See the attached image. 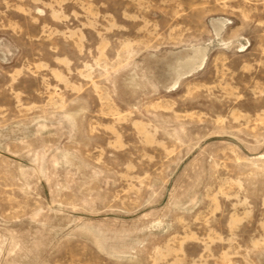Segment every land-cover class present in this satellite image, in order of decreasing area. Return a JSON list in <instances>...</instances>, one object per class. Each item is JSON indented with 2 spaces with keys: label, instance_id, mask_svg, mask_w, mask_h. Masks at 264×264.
Returning a JSON list of instances; mask_svg holds the SVG:
<instances>
[{
  "label": "rangeland",
  "instance_id": "1",
  "mask_svg": "<svg viewBox=\"0 0 264 264\" xmlns=\"http://www.w3.org/2000/svg\"><path fill=\"white\" fill-rule=\"evenodd\" d=\"M0 264H264V0H0Z\"/></svg>",
  "mask_w": 264,
  "mask_h": 264
}]
</instances>
